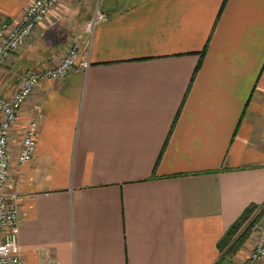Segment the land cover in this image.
Wrapping results in <instances>:
<instances>
[{
  "label": "crops",
  "instance_id": "obj_1",
  "mask_svg": "<svg viewBox=\"0 0 264 264\" xmlns=\"http://www.w3.org/2000/svg\"><path fill=\"white\" fill-rule=\"evenodd\" d=\"M32 2L0 0V26ZM97 2L62 0L0 68L11 98L74 43L89 63L42 81L12 130L23 262L216 264L230 226L264 206V0ZM38 112L34 157L19 164Z\"/></svg>",
  "mask_w": 264,
  "mask_h": 264
},
{
  "label": "built area",
  "instance_id": "obj_2",
  "mask_svg": "<svg viewBox=\"0 0 264 264\" xmlns=\"http://www.w3.org/2000/svg\"><path fill=\"white\" fill-rule=\"evenodd\" d=\"M61 1L33 0L19 25L10 30L0 26V68L46 22L51 11ZM105 18L104 14L97 11L94 18L87 22L86 34L89 39L96 25ZM88 65V62L79 60V44L74 43L66 56L55 66L26 74L21 87L11 98L0 94V264H24L18 237L20 196L17 192H8L6 189L11 174L12 130L17 125L27 100L42 81L65 78L79 68H87ZM43 119L44 114L38 112L27 123L17 155L19 164L32 161ZM259 209L263 213L259 227L262 237L243 264H264V206H260Z\"/></svg>",
  "mask_w": 264,
  "mask_h": 264
},
{
  "label": "trees",
  "instance_id": "obj_3",
  "mask_svg": "<svg viewBox=\"0 0 264 264\" xmlns=\"http://www.w3.org/2000/svg\"><path fill=\"white\" fill-rule=\"evenodd\" d=\"M207 47L201 52V57L206 53ZM198 65L196 72L199 70ZM260 208L257 204H251L248 206L241 216L230 226L223 237L218 242V249L220 252V258L216 264H234L236 255L241 251L249 238L252 227L255 225L256 220H253L246 229L238 234L241 228L250 219L253 213Z\"/></svg>",
  "mask_w": 264,
  "mask_h": 264
},
{
  "label": "rangeland",
  "instance_id": "obj_4",
  "mask_svg": "<svg viewBox=\"0 0 264 264\" xmlns=\"http://www.w3.org/2000/svg\"><path fill=\"white\" fill-rule=\"evenodd\" d=\"M99 1L100 0H98V2L97 3H99ZM57 63H58V61H57ZM56 63V64H57ZM55 64V65H56ZM54 65V66H55ZM11 136H12V133H11ZM262 217H263V213H262V211H260V209H258V210H256L254 213H253V215L250 217V219L246 222V224L241 228V230H240V232L238 233V234H240V233H242L245 229H246V227H248L250 224H251V222L253 221V220H256V223H255V225L252 227V229H251V232H250V234H249V238H251L252 239V243H254L253 245H254V247H253V249L255 248V246L258 244V242L260 241V239H261V237H262V233L259 231V227H260V225H261V220H262ZM248 238V239H249ZM248 241V240H247ZM246 259H244V261H245Z\"/></svg>",
  "mask_w": 264,
  "mask_h": 264
}]
</instances>
